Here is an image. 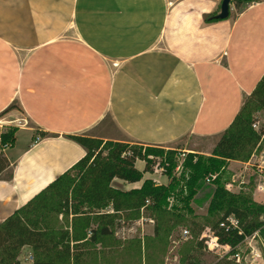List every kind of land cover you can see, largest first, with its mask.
I'll use <instances>...</instances> for the list:
<instances>
[{"label": "crops", "instance_id": "crops-1", "mask_svg": "<svg viewBox=\"0 0 264 264\" xmlns=\"http://www.w3.org/2000/svg\"><path fill=\"white\" fill-rule=\"evenodd\" d=\"M221 1L0 0V222L84 157L66 136L209 155L264 73V0Z\"/></svg>", "mask_w": 264, "mask_h": 264}, {"label": "trees", "instance_id": "trees-1", "mask_svg": "<svg viewBox=\"0 0 264 264\" xmlns=\"http://www.w3.org/2000/svg\"><path fill=\"white\" fill-rule=\"evenodd\" d=\"M252 1L261 0H230L237 12ZM255 110L264 111V73L211 153H186L178 175L175 169L179 153L175 149L85 135L66 136L84 149V157L0 222V264H20L19 254L24 247L31 251L32 264H89L94 254H103L96 247L106 246L122 215L131 218L133 212L135 219L141 209L176 216H182L181 210L191 214L190 204L198 202L200 193L208 201L207 213L215 219L206 227L214 231L219 243L234 248L255 232L264 238V205L253 201L250 194L232 193L225 187L228 163L248 161L264 133L252 128ZM17 130L8 126L0 132V179L9 166L3 151L14 145ZM39 135L50 136L45 132ZM137 161L144 163L143 170L136 168ZM157 166L162 168L167 184L144 179ZM113 179L141 182V186L123 191L111 186ZM231 214L239 220L241 233L227 234L218 228L219 221ZM154 233L159 238L161 230L155 227ZM144 248H149L147 239ZM202 248V242L197 241L182 254L181 263L200 264ZM212 264L237 263L226 256Z\"/></svg>", "mask_w": 264, "mask_h": 264}, {"label": "rangeland", "instance_id": "rangeland-1", "mask_svg": "<svg viewBox=\"0 0 264 264\" xmlns=\"http://www.w3.org/2000/svg\"><path fill=\"white\" fill-rule=\"evenodd\" d=\"M13 108L20 111L18 105H14ZM4 115H0V132L8 127L7 121L1 119ZM252 118V128L257 132H264V111H253ZM177 152L179 156L178 165L175 169L176 175L181 171L180 166L184 158L182 154H186L180 148L177 149ZM261 159L264 160V133L248 161H246L247 166L233 164L227 167L226 189L232 193L250 194L253 201L264 205V170L260 169V166L264 167V163L259 164ZM136 168L143 170L144 164L138 162ZM9 172L7 170L2 176L9 174ZM71 174L74 175L75 173L71 172ZM144 179H152L158 184H167V178L162 175L158 166L154 168L153 174L146 173ZM139 185L140 182L130 184L119 179L113 180V187L123 191ZM197 199L198 202H191L190 204L192 213L187 214L181 210L180 215L182 216H176L177 213L172 214L171 212L157 214L146 209H141L139 217L135 219H132L135 216L133 212L130 215L131 218L122 215L117 221L113 237L107 240L106 246L96 247V251L101 250L103 254H94L90 258L89 264H182V254H185L190 247L200 241V235L204 228L211 225L215 220L207 213L208 201H205L204 193H200ZM155 227L161 230L159 238L154 236ZM164 229H166L165 232H163ZM184 230L189 231L187 237L183 236ZM146 239L149 245L148 249L144 248ZM137 240L139 243L135 245ZM159 240H161L160 243H158ZM241 250L243 257L241 264H264V238L248 240L242 245ZM251 250L259 253L261 256L259 261H254ZM200 253L202 254L200 264H212L221 259L218 254L207 251L204 245ZM19 260L21 264H31L29 260L32 261V256L28 247L21 250Z\"/></svg>", "mask_w": 264, "mask_h": 264}, {"label": "built area", "instance_id": "built-area-1", "mask_svg": "<svg viewBox=\"0 0 264 264\" xmlns=\"http://www.w3.org/2000/svg\"><path fill=\"white\" fill-rule=\"evenodd\" d=\"M254 128H256L255 125H253ZM185 154H182V157H184ZM263 164L264 160H260L259 164ZM261 170H264V167L260 166ZM162 171V168H160ZM214 176H212V179ZM209 182V180H207ZM218 228L221 229L224 233H230L232 231H237V233H241L240 223L239 220L234 215H227L224 216L218 223ZM189 235L188 230L183 231V236L187 237ZM255 238H260L258 235V232H255L253 235L249 237H245V239L235 246L234 248L230 247L229 245H224L219 243L217 236L215 235L214 231L210 227H205L200 235V241L203 243L204 247L209 252H214L218 254L221 258L229 256L230 259L234 260L235 263L241 264L243 261L242 257V245L247 242L248 240H253ZM250 254V250L248 251ZM251 254L253 256L254 261H259L261 256L257 251L251 250Z\"/></svg>", "mask_w": 264, "mask_h": 264}, {"label": "water", "instance_id": "water-1", "mask_svg": "<svg viewBox=\"0 0 264 264\" xmlns=\"http://www.w3.org/2000/svg\"><path fill=\"white\" fill-rule=\"evenodd\" d=\"M230 0H222L220 5V12L216 15L217 18H226L229 15Z\"/></svg>", "mask_w": 264, "mask_h": 264}]
</instances>
